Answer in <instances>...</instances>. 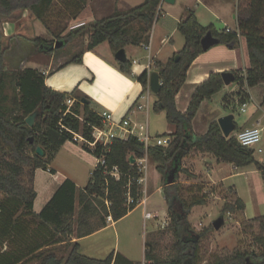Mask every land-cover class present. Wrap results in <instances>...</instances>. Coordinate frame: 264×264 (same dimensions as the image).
Returning a JSON list of instances; mask_svg holds the SVG:
<instances>
[{"label": "trees", "instance_id": "1", "mask_svg": "<svg viewBox=\"0 0 264 264\" xmlns=\"http://www.w3.org/2000/svg\"><path fill=\"white\" fill-rule=\"evenodd\" d=\"M59 0H0V23L4 17H12L25 10L44 24H51L52 11ZM163 0H145L127 10H116L112 14L90 24L89 43L86 48L68 59L65 64L83 61L85 49L108 42L116 53L129 45L149 42L151 29L158 17ZM245 9L238 6V30H217L214 24L203 26L195 12L189 10L178 25L185 36V45L166 62H158L162 87L157 93L156 110H164L175 131L169 135L166 146L146 145L137 135L127 139L115 138L109 146L97 143L95 149L83 143L82 147L97 157L104 156L105 165L97 164L84 189L66 179L53 197L36 213L34 209L37 191L36 170L48 169V164L67 141L78 142L75 134L92 141L95 126H103L102 116L84 103L75 100L67 112V99L71 95L49 87L46 74L34 68H10L9 51L14 36H8L0 27V264H135L127 257L115 253L107 258L89 257L80 252L79 241L107 226L108 218L118 221L134 210L142 197L141 172L138 160L146 155L157 163L162 174L167 206L176 241L174 257L162 260L155 255L152 244L147 243L145 264H264V215L249 219L250 226L258 224L260 233L255 237L260 253L237 250L226 255L203 252L204 239L213 230L197 231L188 219L193 207L205 205L208 193L202 185H184L179 182V173L191 178L197 175L183 167V159L192 152L212 153L219 162L234 164L236 167L254 165L262 171L264 164L255 158L253 147L242 145L235 131L224 136L218 121L211 122L205 134H197L192 122L202 103L225 87L222 73L213 72L209 78L197 85L186 112L178 109L176 97L186 83L187 73L194 60L205 50L202 38L211 31L220 39V44L233 48L244 37L247 44L250 66L244 75L233 71L235 81L243 80L249 87L264 83V0H246ZM74 18L83 12L86 2L64 0ZM74 10V11H73ZM138 23V28L134 24ZM56 30V38L65 43L86 31V25L69 30ZM37 46V52L51 51L50 42L43 37L29 39ZM64 43V44H65ZM120 69L131 73L132 62H119ZM138 80L143 92L149 90V71L145 70ZM37 113L35 124L30 126L27 118ZM66 128L62 129L60 124ZM168 134H165L167 136ZM33 139V140H32ZM42 147L45 155L37 153ZM108 151H105L106 148ZM131 156L135 162L131 161ZM175 170L176 180L167 183L168 175ZM118 171L120 177L112 172ZM237 195V193H236ZM134 202L129 203V197ZM245 210L246 204L237 195L235 202H228L224 212ZM215 228V227H214Z\"/></svg>", "mask_w": 264, "mask_h": 264}, {"label": "rangeland", "instance_id": "2", "mask_svg": "<svg viewBox=\"0 0 264 264\" xmlns=\"http://www.w3.org/2000/svg\"><path fill=\"white\" fill-rule=\"evenodd\" d=\"M71 1L73 2V0ZM82 1L87 3L82 13L87 15L90 14L91 21L86 25V31L74 40L66 42L60 48L55 47L57 41L61 40L56 38V30H59L62 27H67V30L64 31L63 34L65 35L69 32V30L75 29L73 28L74 25L79 22L78 19H75L72 16V12L68 11V7L64 3V0L56 2L52 11L51 24H49V26L36 19L37 21L34 25L37 29L36 35L34 34V38L43 37L50 42L48 46H50L51 51L46 52L45 54L47 57L52 54L54 55L56 58L54 64L55 66H57L60 62L73 57L79 51L86 48L89 43L90 24H92L96 18L92 12L91 3H89L90 0ZM125 1L131 6H134L143 3L145 0ZM207 1L210 2L214 8H218L219 10L220 7L223 8L224 6L232 7L234 3L237 2L239 10L240 8L245 9L247 7L246 0ZM197 6L198 3L196 0H179L178 4L175 6H165V9L167 10V13H165L168 14L167 19L171 20V16L174 15V13L184 14L189 10L194 11ZM116 8H121V5H117ZM229 19L230 21H228V24L234 26L235 22L230 17ZM212 20L213 21L211 22L216 24L217 30H221L225 27L223 22L217 21L216 19ZM138 26L139 24H134L135 28H138ZM0 27L5 32L3 20L0 23ZM12 36H14V40L13 47L9 51L8 66L10 68H23L26 64L20 65L18 61L19 59H25L28 56L29 51L25 45L27 44L29 38L33 35L27 32L26 35L18 34ZM32 48H34V51L37 50L35 43H32ZM129 53L131 54V49L129 50ZM34 59L38 60L37 57ZM42 60H45V58ZM41 62V64H44V61ZM30 65L33 66V62H30ZM247 68L242 70L243 75ZM156 100L157 95L153 93L150 100L148 121L149 129L146 125L147 129L150 130L152 143H155L158 137H166L165 134H168L167 136L172 135L169 133V127H172L171 129L173 132L175 131V126H169L166 112L164 110L155 109L154 105ZM244 102L247 103L245 107ZM258 102H262V104H264V83L258 84L254 87H249L246 80L234 81L230 85H227V88L223 91L218 92L212 97V99H207L205 103L201 105L192 122L194 127L193 129L197 134L204 133L207 128H209L211 122L214 120L217 121L220 113L224 111L225 115L234 114L235 123H237L239 128V130L235 132L237 134L239 131L247 128L246 126H252V122L259 117V112H256ZM181 103L184 104V100ZM243 108H245L246 111H244ZM260 127H262V139L261 142L255 146L256 149L260 147L264 149V120ZM78 142L79 143L76 146H73L75 148H64L57 154L52 164L58 172L56 176L53 175L50 170H40L37 173L35 188L39 193V200L37 202L36 210H40L39 205L45 197L47 188L49 189V186L54 184L58 178L63 179L65 176L67 178H71L80 186V189L84 188L89 182L95 168L93 166V156L83 153L80 150L83 141L78 139ZM200 154L201 153L192 152L184 159L183 162V167H187L191 172H195L199 177L197 179L191 178L186 173L180 172L179 182L184 185H202L208 193L207 203L205 205L193 207L188 215L190 223L197 231H206L210 226H213L214 221L219 217H225L224 225L220 229H215L213 226V230L209 231L204 239L203 252L205 253L206 258H208L210 254H220L224 256L237 250H248L258 255L261 250L255 237L260 233V230L258 224L256 223H253V226H250L251 223H249L248 217H260L264 215V180L262 172L256 170V172H249L242 176L243 184L244 182L250 184L256 211L252 213V205H250L248 210L245 212L238 209L235 212L225 213L223 209L226 203L235 202V199L237 198L236 192L234 191V188L229 187L222 182L213 183L206 177L205 170L208 168L207 163L210 160L202 162L200 168L201 171L199 173L196 172V168L191 162ZM255 158L257 161L264 164V155L262 153L257 152L255 154ZM254 169L257 168L254 165H250V167L243 170L252 171ZM141 172L143 173V180H141L143 192L140 201L147 197L146 207L143 204L139 205L130 215L122 219V221L117 224L116 228L111 226V229L106 232L109 234L108 236H110L107 239L113 248L112 251H116V255H120L121 257L127 256L135 264L144 263L148 242L152 244V250L156 256L164 261L171 260L175 255L173 246L176 241V236L170 227L171 216L163 189L164 181L162 180V174L158 171L157 163L153 160L147 162V167L141 170ZM156 173H158L157 177ZM161 185L163 188H159ZM3 197L4 194L0 192V199ZM146 211H150L153 214V218H146ZM158 221H160V223L155 226ZM152 230H154V232H152ZM101 237L102 236H99L98 238ZM99 241L100 243H103L104 240ZM87 250L86 246L82 248L80 252H87ZM94 254L99 258H104L109 253L97 252Z\"/></svg>", "mask_w": 264, "mask_h": 264}, {"label": "crops", "instance_id": "3", "mask_svg": "<svg viewBox=\"0 0 264 264\" xmlns=\"http://www.w3.org/2000/svg\"><path fill=\"white\" fill-rule=\"evenodd\" d=\"M196 1L198 3V6L197 8H195L194 12L199 22L203 26L214 24V22L211 21H213L212 19H216L217 21L223 22L225 24V27L221 30L228 28L233 31L238 30V2L234 3L232 7H220L219 10L218 8H214V6H212L207 0ZM178 2L179 0H176L175 3H168L165 0L162 1L160 5L162 9L161 14L158 16L151 29L150 39L148 43H144L138 46L129 45L125 48L127 58L132 62L131 73H126L120 69L119 61L116 59L115 52L112 50L108 42H103L93 49H85V52L83 54V61L81 63L71 62L60 67V65L65 63L67 60L62 61L57 66H55L54 64L56 58L53 54L47 57L45 53L43 54V52L34 51V48H32V43L30 42V40H28L25 47L27 46L26 48L28 49L29 54L25 59H19L18 62L20 65L26 64L23 66V68H34L41 70L44 74H46V84L49 87L61 92L69 93L74 100H77L78 98L87 100L90 108L100 115L103 112H110L112 114L114 123L109 122L106 125V129L114 132L118 138L128 137L132 131L135 133H140L142 131V126L146 128L145 130H147L150 135V130H148V121L150 100L153 91L151 90L150 93H144L143 84L138 80V77L145 70H148L150 66L151 73L153 71H156V66L159 61L166 62L183 49L185 45V36L179 31L178 25L181 19L186 15V12L184 14L174 13V15L171 16L170 20L167 19L168 14H166L167 10L165 9V6H175L176 4H178ZM89 3H91L92 12L96 18L95 21L112 14L116 10H127L131 7L136 6H131L125 0H90ZM117 5H121V8L117 9ZM229 17L235 22L234 26L228 24V21H230ZM36 19L37 18L31 13L30 10H25L12 17H4L2 18V20L4 24L5 34L8 36L18 34L26 35V33L29 32V34L33 35L29 39L34 38V34L36 35L37 29L34 24L38 20ZM75 19H78V23H84L83 25H87L91 21L90 14L87 15L84 13H82L79 18ZM214 25L215 27H217L216 24ZM130 49L131 54L129 53ZM36 57L38 60L34 59ZM44 58L45 60H42ZM41 61H44V64H41ZM30 62H33V66L30 65ZM249 64L250 59L248 55L246 40L244 37L240 38V43L235 48L225 44H217L211 47L209 50L204 51L194 60L188 70L186 83L176 97L178 109L182 112L187 111L191 96L194 93L197 85L208 79L211 73L242 71L245 70L249 66ZM225 88H227V85H225L223 90ZM148 96L149 107L139 109L138 106L141 103L146 102ZM183 100L184 104L181 103ZM205 101L203 103H205ZM244 103L247 105L246 102ZM256 112H259L260 115L262 113V115H259V117L252 122V126L260 127L261 123L264 120V104H262V102H258ZM224 115L225 112L223 111L222 113H220L219 117H222ZM124 119H128L130 121V124L125 126L117 125L118 123L120 124ZM146 125L148 126V129ZM169 126L173 125L169 123ZM171 128L172 127H169V133L173 132ZM260 128L262 129V127ZM207 130L202 134H205ZM78 143L79 142L67 141L64 145H62L57 154L64 148H75L73 146H76ZM80 150L87 155L93 156V166L96 167L98 163L97 156H95L91 152H88L82 146L80 147ZM54 159L51 161V163L48 164L47 170L42 168L36 170L35 183L37 181V173L40 170H50L53 175H57L58 172L56 168L52 166ZM184 159L182 162H184ZM205 160H210L207 163L208 168L205 170L206 177L213 183L222 182L223 184L234 188V191L239 197L243 199L246 204V209L244 210V212L248 210L250 205H252L251 210L252 213H254L256 211V206L253 195L251 194L252 190L249 183L244 182L243 184L242 176L249 172H256V170H260L254 169L252 171H245L243 169L250 166L240 168L236 167L234 164L219 162L212 153L207 152L201 153L191 162L194 164L197 173L201 171V164ZM150 161L151 159L148 157L147 162ZM157 174L158 173H156V177ZM198 177L199 176L197 175V178ZM66 179H68L66 176L63 177V179L58 178L54 184L49 186V189L47 188L45 197L39 205L40 210H36L37 202L39 200V193L37 191V198L34 204L36 213H39L43 209V207L53 197L59 186ZM77 186L80 189V186L78 184ZM159 188H163V186L161 185ZM132 212L133 210L122 219L126 218ZM256 217L257 216L248 217V219H253ZM150 218H153V216ZM122 219L118 221H115L112 218L108 219L107 226L83 238L73 237V241H79L81 246L80 250L87 246V252L82 253L89 257L99 258L94 254L97 252L109 253L104 258H107L112 253L116 254L115 250L112 251L113 248L109 244V240L107 239L110 236H108L109 234H107L106 232L107 230L111 229V226L116 228L117 224L121 222ZM159 223L160 221H158L155 226H157ZM154 230H152V232H154ZM99 236L102 237L98 238ZM99 240L104 241L103 243H100ZM127 258L130 259L129 257ZM146 262L147 259L145 257L143 264H145Z\"/></svg>", "mask_w": 264, "mask_h": 264}, {"label": "built area", "instance_id": "4", "mask_svg": "<svg viewBox=\"0 0 264 264\" xmlns=\"http://www.w3.org/2000/svg\"><path fill=\"white\" fill-rule=\"evenodd\" d=\"M164 1V0H163ZM161 7H159V10H158V16L161 14ZM84 23H78L76 25H74L73 28H76V27H79L81 25H83ZM227 31H231V29H227ZM151 67V66H150ZM150 67L148 69L149 71V80H150V74H151V71H150ZM148 93L151 92V89H150V85H149V90L147 91ZM75 100L70 97L67 99V105H68V109H67V112H72L71 110V107L72 105L74 104ZM246 106V104H244V107ZM139 109H143V108H148L149 107V96L147 97V101L144 102V103H141L139 106ZM244 111H246L245 108H243ZM102 116V122H103V126H95L94 127V130H93V137L94 139L92 141L86 139L85 137H83L82 135L80 134H75V139L78 140L80 139L81 141H83V143L89 145L92 149H95L97 143H101L103 144L105 147L106 146H109L111 143H112V140L115 139V138H118L117 135L112 132L111 130H107L106 129V125L109 123V122H113L114 123V120L112 118V114L110 112H103L101 114ZM130 124V121L128 119H124L120 124L118 123L117 125L121 126V125H129ZM61 128L64 129L66 128L62 123L60 124ZM67 129V128H66ZM146 128L144 126L141 127V132L140 133H135V132H131L130 135L134 134V135H137L141 141H143L146 145V148H148L149 146H152V145H160V146H166L169 144L170 142V138L168 137H158L156 142L155 143H152L151 141V136L149 135L148 131L145 130ZM129 135V136H130ZM128 136V137H129ZM128 137H125L124 139H127ZM237 138L239 140V142L244 145V146H249V147H253L255 149V154L257 152L259 153H262L264 155V149L263 148H258L256 149L255 146L261 142V139H262V129L259 127V126H252V127H247L241 131H239L237 133ZM109 148L107 147L105 149V151H108ZM98 158V163L97 164H101V165H105L106 164V160H105V157L104 156H101V157H97ZM147 159H148V155H146L144 158H141L138 160V163L140 165V169L143 170L147 167ZM112 174L119 178L120 177V173L118 171H114L112 172ZM143 180V179H141ZM140 180V181H141ZM145 180V179H144ZM134 202V199L130 196L129 197V203H132ZM143 204L145 207L147 205V197L142 200V201H139V204L138 205H141ZM153 214L149 211L146 212V217L147 218H150L152 217ZM109 219H111V217H109Z\"/></svg>", "mask_w": 264, "mask_h": 264}, {"label": "water", "instance_id": "5", "mask_svg": "<svg viewBox=\"0 0 264 264\" xmlns=\"http://www.w3.org/2000/svg\"><path fill=\"white\" fill-rule=\"evenodd\" d=\"M165 1L168 3H175L176 2V0H165ZM201 42H202L203 49L205 51H207L211 47H213L217 44H220V39L218 37L214 36L211 31H208L204 35V37L202 38ZM64 43L65 42L63 40H59V41H57L55 47L60 48L61 46L64 45ZM115 56L119 62H125L128 59L125 48H122L119 51H117L115 53ZM178 59H179V55H176V60H178ZM222 77H223V80L225 82V85H230L232 82L235 81V78H236L232 71L222 72ZM149 85H150V89L153 91V93L157 94L160 92L161 87H162V82H161L160 74L158 71H153L150 74ZM84 102L87 103L88 101L84 100ZM36 115H37V113H34L27 118V122L30 126H33L35 124ZM218 123L221 127V130H222L224 136H226V137H229L236 129L234 114H228V115H224V116L220 117L218 120ZM37 153L41 156L45 155L43 148L40 146L37 148ZM131 161L135 162V159L133 156H131ZM175 180H176V175H175V170H174L168 175L167 183L172 184L175 182ZM224 223H225V217L221 216L217 220L214 221L213 225H214L215 229H220L224 225Z\"/></svg>", "mask_w": 264, "mask_h": 264}]
</instances>
